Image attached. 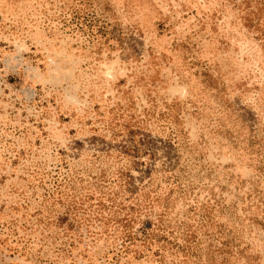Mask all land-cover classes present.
Wrapping results in <instances>:
<instances>
[{
  "label": "rangeland",
  "instance_id": "1",
  "mask_svg": "<svg viewBox=\"0 0 264 264\" xmlns=\"http://www.w3.org/2000/svg\"><path fill=\"white\" fill-rule=\"evenodd\" d=\"M0 264H264V0H0Z\"/></svg>",
  "mask_w": 264,
  "mask_h": 264
}]
</instances>
